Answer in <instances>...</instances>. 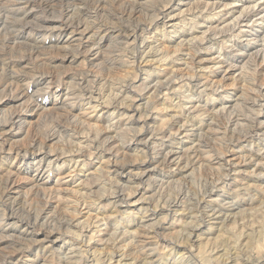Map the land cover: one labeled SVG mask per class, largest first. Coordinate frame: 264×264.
<instances>
[{
	"label": "clouds",
	"instance_id": "obj_1",
	"mask_svg": "<svg viewBox=\"0 0 264 264\" xmlns=\"http://www.w3.org/2000/svg\"><path fill=\"white\" fill-rule=\"evenodd\" d=\"M249 2L244 19L226 29L228 41L193 49L215 51L221 72L238 67L234 58H247L238 76L246 95L237 99L219 82L184 74L202 72L199 67L164 81L163 67L146 71L141 60L159 58L165 42L191 43L184 34L206 29L224 7L221 0H0L5 190L13 176L3 166L7 152L22 158L21 167L31 156L28 197L0 191V264H264V189L235 179L238 164L264 165V77L255 75L257 58H264V0ZM181 5H187L183 12ZM173 12L179 21L171 19ZM51 25L72 35L54 34ZM193 61L194 54L179 63ZM121 72L125 77L115 78ZM154 79L162 83L157 96L168 92L162 103L178 130L163 133L146 124L151 135L137 139L140 128L125 110L135 111L132 97L156 87ZM141 111L147 121L161 110L149 105ZM93 119L103 126L100 135L85 123ZM210 121L219 134L206 131ZM233 149L236 159L224 160ZM249 174L264 177V169ZM68 181L77 189L80 204L73 211L79 218L65 211L66 199H58L72 195ZM130 192L142 193L137 210L127 209ZM109 213L111 226L105 223ZM234 222L235 230L229 227ZM218 233L223 236L216 243ZM208 238L215 250L200 255Z\"/></svg>",
	"mask_w": 264,
	"mask_h": 264
},
{
	"label": "rangeland",
	"instance_id": "obj_2",
	"mask_svg": "<svg viewBox=\"0 0 264 264\" xmlns=\"http://www.w3.org/2000/svg\"><path fill=\"white\" fill-rule=\"evenodd\" d=\"M212 0H209V3H211ZM221 2L224 4V7L220 8L219 11H216L212 14V20L209 23L208 27L204 29L203 31L195 32V33H185L183 36V39H186L190 41L188 45H181L178 42H165L162 45L163 52L159 58L155 59H148L144 60L143 57H141V60L144 61L143 67L146 71H151L153 68H161L163 67V70L167 73L163 77L164 81H168L169 79H172L177 75V73L184 71L186 68L191 67H199L203 71L193 73L191 71H185V75H189L192 77V79L199 80L201 77L206 80H210L213 83L219 82L221 85H224L223 91L225 93H235V96L237 99L241 96L246 95V86L242 83L241 79H238V76L240 73L245 71V65L247 62V58H234L231 62L234 64H238V67L226 69L225 72H221L219 68L215 67V51L207 50V51H199L196 53H193V49L199 44L200 46H203L205 48L211 49L212 47H217L221 42H226L229 39V34L227 33L226 29L229 28L233 22L242 21L244 19V13L245 10L248 7H251V3L249 0H243V6H241V3L238 2V0H221ZM174 6V5H173ZM187 5H181L180 11L183 12L184 7ZM235 10V15L229 16V13H232ZM165 11H169V8L166 7ZM162 19V18H161ZM172 20L179 21L180 17L176 15L175 12L172 13ZM160 20L158 19L155 23H159ZM53 29V33H67L65 36V39H67L69 36L72 35L70 29H66L63 27H60L59 25H51ZM218 31V34L213 36L212 33ZM82 34L87 37L88 31L87 29H82ZM77 35H80L78 33ZM247 47V46H244ZM241 50L243 51L244 48L242 47ZM252 51L254 49L249 51V56L252 54ZM166 53V54H165ZM194 54V61L192 65L187 64H181L180 61L187 60L189 55ZM261 60H264V58H257L256 62L260 65L256 69L255 75L258 77H264V63H261ZM19 63V61H17ZM2 70V69H0ZM132 70H129V73H131ZM250 71V69L248 70ZM125 73H117V76L115 78H124ZM141 79L140 75L137 74V82ZM201 82H203L201 80ZM153 83L156 85V87H153L150 91L147 93L138 90L137 95L132 97V104L136 106L135 111L131 106H129L125 110V115H132L134 120H136L135 127L140 128L139 135L137 139L143 137L146 138L147 135H151V132L148 131V129L145 127V125H159L161 131L163 133H168L171 129L172 131L178 130L177 122L176 120L170 119V110L168 109L167 105L165 103H162L165 96L168 95V92L165 90L163 93V96H157V92L159 91L160 87H162V83L160 79H154ZM179 83L178 80H172V85L176 86ZM158 84V85H157ZM118 95V94H117ZM124 101H121V107L123 108ZM154 105L161 111L153 113L152 116L148 118L147 121L143 120V113L141 111L142 106H149ZM105 107H110L109 104H106ZM259 119L264 120V115L259 117ZM88 126L89 131L95 129L96 134L100 135L103 131V126L99 123V121H96L95 119L86 121L85 122ZM213 121L209 122V127L206 129L208 132H214L216 134H219L220 130L218 128L213 129L211 127V124ZM11 135V134H9ZM128 135H132V129L129 128ZM247 142V139L244 141H240V143ZM133 149L136 147V141L133 140L132 146ZM5 148H11V144L5 145ZM187 150V149H186ZM237 153L235 149H233V152L231 153H225L223 156V159L232 162L236 159ZM8 157H11V160L8 159ZM95 158V154H92L89 159L93 160ZM21 160L22 158H17L14 151L7 152V155L5 157V162H3V166L5 169L13 174V176L9 179V187L5 190L3 188V173H0V191H3L5 195L19 192H24L25 197H28L29 189L31 187L29 180H30V172L27 168V163L31 160V156L28 157L27 160H23L24 166L21 167ZM15 162L14 164L12 162ZM12 165L9 167V165ZM99 165H97L98 167ZM138 162L136 164H133L132 167L135 169L137 168ZM205 166L203 164H200V169L203 171V168ZM17 168L20 170L17 171ZM237 168L239 169L235 179L240 181H246L250 185H255L257 188L264 189V177H258L256 175H250L249 173L253 172H260L262 169H264V165L262 164H238ZM178 179V178H177ZM11 181V184H10ZM171 183V181H169ZM67 188L72 193V195L68 197H58L60 200L66 199L69 202V207L65 209V211L69 215H73L76 217H80L79 211H73V206H79L80 201L78 199H75V197L78 195L77 189L72 186L71 181L67 182ZM50 189H45V192H47ZM153 193H149V195H152ZM84 196H87L88 193H84ZM142 193L136 192V193H129V200L131 203L127 205V209L129 211L137 210L141 207V204L138 203V200H140ZM155 207V205H154ZM252 215H255V211L252 210ZM92 213H88V216L85 218H90ZM243 216V213H241ZM108 219L105 220V223L109 226L112 225V216L111 213L108 214ZM99 219V217H98ZM242 222V221H241ZM167 223V221H165ZM231 229L235 230L238 227V224L234 222L232 225L229 226ZM135 231V229H133ZM172 233L177 232L176 228H172L169 230ZM101 237L104 236V232H100ZM96 233L92 232L89 235V241L90 246H94L96 244L95 240ZM223 236V233H218L215 237V242L219 243L221 238ZM178 247L183 248L184 242H180ZM166 247V245H165ZM209 248H213V242L211 238H208L205 240L203 245L200 247V255H210L208 252ZM213 250H215L213 248ZM163 251V250H162ZM99 256H103L104 249L99 248L98 249ZM110 254V250H109ZM97 264H101L100 260H97ZM201 264H207V262L203 259H201Z\"/></svg>",
	"mask_w": 264,
	"mask_h": 264
},
{
	"label": "bare ground",
	"instance_id": "obj_3",
	"mask_svg": "<svg viewBox=\"0 0 264 264\" xmlns=\"http://www.w3.org/2000/svg\"><path fill=\"white\" fill-rule=\"evenodd\" d=\"M244 16V15H243ZM157 80V79H156ZM174 81V80H173ZM158 85V84H157ZM9 184V183H8ZM10 184H11V181H10ZM84 194V193H83ZM63 197V196H62Z\"/></svg>",
	"mask_w": 264,
	"mask_h": 264
}]
</instances>
